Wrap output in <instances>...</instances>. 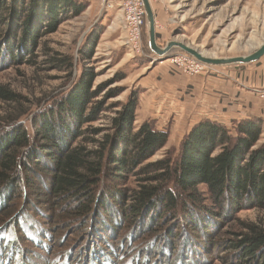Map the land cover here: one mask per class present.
Here are the masks:
<instances>
[{
	"label": "trees",
	"instance_id": "trees-1",
	"mask_svg": "<svg viewBox=\"0 0 264 264\" xmlns=\"http://www.w3.org/2000/svg\"><path fill=\"white\" fill-rule=\"evenodd\" d=\"M11 3V8L18 7L19 13L26 12L28 16L6 25L5 11L9 6L4 3L0 8V26L8 27L12 45L20 44L29 53L39 46L43 33L55 32L62 22L86 8L78 0H12ZM32 6L35 8L31 11ZM94 48L89 46L81 53L91 58ZM18 52L14 51L19 55ZM53 60L60 67L74 71L69 55ZM94 77V72L86 68L78 82L73 83L69 78L73 85L68 87L66 97L57 103L51 98L50 104L42 105L43 110L32 119V133L22 124L21 116L26 113L23 108L0 118V124L11 123L6 131L0 130V209L14 191L24 188L29 194V209L69 227L83 226L85 234L93 228L99 230V235H109L106 228L112 230L127 219L133 230L143 225L141 229L156 232L157 225L164 224L165 231L155 238L163 236L171 241L169 249L176 247L179 233L189 238L182 245L185 247L190 232L199 234L208 230L213 220L229 221L245 208V202L252 203L250 207H264L263 122L259 117L235 120L229 125L209 118L200 120L185 133L177 156L169 154L143 164L140 170L148 173L147 182L138 189L127 192L122 189L121 183L127 175L166 146L169 132L156 126L154 119L134 125L139 102V94L134 91L112 118V133L93 140L94 148L75 144L82 133L81 124L95 117L100 107L88 110ZM0 98L17 101L20 95L0 85ZM200 185L206 186L209 202L198 190ZM207 203L211 204L210 208ZM46 209L54 215H47ZM60 211L65 214L62 218H58ZM23 214L17 221L15 210L0 220V241L5 236L9 242L8 232L22 221ZM242 224L245 230L241 237L227 246L239 254L240 263L264 262V227L249 221ZM94 251V264L102 255L104 264H113L105 249ZM80 258L77 264L84 260Z\"/></svg>",
	"mask_w": 264,
	"mask_h": 264
},
{
	"label": "rangeland",
	"instance_id": "rangeland-1",
	"mask_svg": "<svg viewBox=\"0 0 264 264\" xmlns=\"http://www.w3.org/2000/svg\"><path fill=\"white\" fill-rule=\"evenodd\" d=\"M78 1L86 5L85 10L78 16L62 22L55 32L43 33L39 46L30 53L22 50L20 44L12 45L8 27L0 26V85L20 95L17 101L0 98V118L16 108H23L26 113L21 116V121L28 133H32V119L43 110L42 105L50 104L51 98L54 103L65 98L68 87L72 84L69 78L73 83L78 82L86 68L95 74L91 88L93 97L88 110L95 106L100 107L97 108L95 117L81 124L82 133L75 144L94 148L93 140L101 139L104 133L113 132L112 118L119 114L122 104L131 92H137L140 97L145 81L152 76L151 73L157 66L169 67L172 73L196 77L216 74L220 69L228 67L245 68L250 64L210 65L208 70L201 73H187L184 66L173 64L171 60L190 54L173 48L163 56L168 58L160 60L161 57L150 50L146 15L141 28V49L133 47L126 7L128 2L133 8L137 7L136 0ZM150 1L156 15L157 42L162 47L169 41L176 40L207 56L234 57L247 55L264 42V0ZM0 2V8L4 3L9 6L5 11L6 25H11L18 19L25 20L28 16L26 12L19 13L18 7L11 8L12 0ZM34 8L32 6L30 10ZM20 34L21 31L18 35ZM93 45L95 48L91 58L81 53V50ZM15 50H19V55L14 53ZM65 55L72 58L73 72L60 67L53 60ZM27 59L30 61H25ZM187 62L186 60L185 64ZM255 62L252 64L264 69V56ZM122 76L124 78L121 79ZM137 108L134 117L136 127L143 122L142 117L137 116ZM10 124H0V130H7ZM166 124H169L165 127L169 132L166 146L143 161L135 172L123 179L122 189L126 192L138 189L147 182L145 178L148 173H141L140 170L143 164L169 154H173V157L178 155L186 125L181 126L178 122L173 126L168 122ZM155 125L158 126L157 121ZM94 129H99L100 132L97 133ZM198 190L209 202L206 186L200 185ZM28 198L29 194L24 188L14 191L8 203L0 209V220L16 210L14 217L18 214V221L20 214L25 212L22 221L8 232L9 242L5 236H1L3 240L0 241V264H77L80 256L81 260L84 259L81 264H94V250L101 249H105L113 264H246L238 262L239 254L227 244L241 237L245 230L242 224L244 221L264 227V207H250L252 203L245 202V208L236 212L234 217L231 216L229 221L213 220L208 230L200 231L199 234L190 232L191 238L185 247L182 245L189 238L181 237L182 233H179L176 247L168 249L171 241L168 242L163 236L155 238L156 234L165 231L164 224L157 225L159 228L156 232H150L148 228L141 229L143 225H137L138 228L133 230L127 219L112 230L106 228V234L109 235H99V230L93 231V228L91 231L86 229V232H89L85 234L83 226L69 227L55 218L53 220L41 217L38 210L29 209ZM205 205L207 208L211 207L210 203ZM45 211L47 215H54L51 210ZM61 212L58 213V218L65 215ZM88 225H85L86 228ZM151 226L153 228L155 224L152 223ZM132 233H135L133 238L130 237ZM191 239L194 240L193 244ZM103 259L102 255L95 264H104Z\"/></svg>",
	"mask_w": 264,
	"mask_h": 264
},
{
	"label": "crops",
	"instance_id": "crops-1",
	"mask_svg": "<svg viewBox=\"0 0 264 264\" xmlns=\"http://www.w3.org/2000/svg\"><path fill=\"white\" fill-rule=\"evenodd\" d=\"M252 63L256 62L196 77L157 66L143 85L137 116L143 121L154 119L159 128H165L167 122L171 126L178 122L186 125L185 133L206 118L229 125L235 120L259 117L264 126V99L260 96L264 69Z\"/></svg>",
	"mask_w": 264,
	"mask_h": 264
},
{
	"label": "water",
	"instance_id": "water-1",
	"mask_svg": "<svg viewBox=\"0 0 264 264\" xmlns=\"http://www.w3.org/2000/svg\"><path fill=\"white\" fill-rule=\"evenodd\" d=\"M145 8L146 16H147V24L149 30V41L148 45L151 51L156 53L161 57L160 60H164L168 57H163L168 52H170L173 48H179L186 53L195 57L198 61L205 63L207 65L213 66H225L230 64H247L251 62H255L259 60L262 56H264V42L261 44L259 48L254 50L253 52L242 55V56H234V57H212L207 56L197 49L185 44L181 41L171 40L165 46H160L157 42V33H156V15L150 0H142Z\"/></svg>",
	"mask_w": 264,
	"mask_h": 264
},
{
	"label": "built area",
	"instance_id": "built-area-1",
	"mask_svg": "<svg viewBox=\"0 0 264 264\" xmlns=\"http://www.w3.org/2000/svg\"><path fill=\"white\" fill-rule=\"evenodd\" d=\"M138 6L133 8L130 2L127 3V15L130 23V39L133 42V47L136 49H141V28L143 25V18L146 15L145 8L142 0H136ZM188 61L185 64V61ZM173 64L179 65L185 68V71L190 74H198L203 71L208 70L211 66L205 65L202 62L197 61L191 55H185L182 57H176L172 60ZM260 96L264 99V90L260 92Z\"/></svg>",
	"mask_w": 264,
	"mask_h": 264
},
{
	"label": "bare ground",
	"instance_id": "bare-ground-1",
	"mask_svg": "<svg viewBox=\"0 0 264 264\" xmlns=\"http://www.w3.org/2000/svg\"><path fill=\"white\" fill-rule=\"evenodd\" d=\"M172 61V60H171Z\"/></svg>",
	"mask_w": 264,
	"mask_h": 264
}]
</instances>
